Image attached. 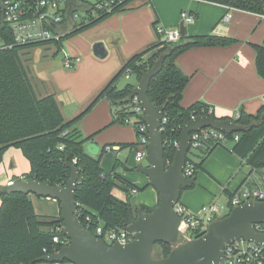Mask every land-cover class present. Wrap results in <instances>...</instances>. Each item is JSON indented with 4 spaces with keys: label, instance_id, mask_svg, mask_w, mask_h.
Segmentation results:
<instances>
[{
    "label": "trees",
    "instance_id": "16d2710c",
    "mask_svg": "<svg viewBox=\"0 0 264 264\" xmlns=\"http://www.w3.org/2000/svg\"><path fill=\"white\" fill-rule=\"evenodd\" d=\"M131 1L125 0L114 11L93 18L87 24L74 25L68 30L64 26L66 24V20H64L61 25L65 28L64 35L58 41L47 43L56 47L55 54H57L62 48L63 41L92 28L107 16L124 10ZM200 1L264 16V0ZM157 25V23L153 24L154 31ZM8 42L12 43V39ZM234 42L230 38L212 35L193 37L180 35L179 41L170 43L161 42L156 35L154 43L131 56L117 74L96 94L88 106L68 121L63 118L55 96L50 94L39 97L31 84L27 69L21 59V52L34 45L22 47L13 45L11 48L0 50V162L9 147L18 148L29 162V172L23 176V179L32 178L45 181L52 187L60 188L66 186L70 175L66 164L73 165L80 175L75 191V201L85 209V214L89 215L91 222L96 226H102L104 233L111 229H126L129 211L134 214L137 209L151 212L158 203L151 208L139 206L133 211L128 196L125 201L113 196L112 190L117 182L124 183L129 188L128 192L132 189L136 191L140 189L123 180L116 173L117 166H119L117 159L110 171H103L100 162L107 150L106 147L100 149L96 156L88 154L86 144L93 141L97 134L83 137L74 126L98 101L106 99L113 108L112 124L128 125L130 123H125V119L132 120L131 124L135 128V134H138L136 130L138 123L135 121L137 117L130 110V91L138 83L141 75L151 69L162 55H165L162 69L149 82L147 97L153 106L163 109V116L166 119V122L161 125L160 131L163 140V158L166 165L170 164L176 151L174 142L180 140L181 128L190 121L191 114L215 117L213 112L208 113L207 109L210 106L203 102H196L188 108L180 106L182 92L187 85L188 77L176 66V57L189 47L228 46ZM253 49L256 53L257 74L264 80V39L261 45H254ZM127 70L129 78H133L135 82H128L124 87L118 88L117 80L126 75ZM219 119H230L235 124L246 127V130L241 133L226 134L224 144L216 143L212 139L205 141L197 148L200 152L198 162L189 160L186 154V161L193 165L191 178L195 180L196 173L201 169L205 157L217 146L225 148L238 157L252 171L263 170L264 105L255 115L246 114L241 110L236 117ZM65 130L67 134L62 135ZM234 135H238L236 141L233 139ZM134 145L123 146L127 148ZM148 186L149 184L144 188ZM224 194L230 211L234 193L224 191ZM127 195L130 194L127 193ZM178 204H180V200ZM229 211L218 219L226 217ZM181 217L183 218V215ZM80 222L84 224L82 220ZM59 225H62L60 215L56 217L36 215L28 195L0 193V264L42 263L39 260L41 257L56 253L64 247L61 243L67 239L61 234ZM200 235L202 233L198 234V237ZM54 237L59 240L57 243L52 241ZM173 247L172 244L155 243L152 249V258L166 257Z\"/></svg>",
    "mask_w": 264,
    "mask_h": 264
},
{
    "label": "crops",
    "instance_id": "0c3cea01",
    "mask_svg": "<svg viewBox=\"0 0 264 264\" xmlns=\"http://www.w3.org/2000/svg\"><path fill=\"white\" fill-rule=\"evenodd\" d=\"M183 11L195 15L193 24L183 25L187 37L212 35L230 38L235 42L228 46L189 47L178 54L175 64L188 77L180 106L188 108L196 102H203L213 108L214 116L218 118L236 117L241 110L255 115L264 105V80L256 71L253 46L263 42L264 16L198 0H132L124 10L107 16L81 35L66 41L65 53L75 59L72 69H65L63 57L61 63L53 61L31 68L25 64L36 94L39 97L53 94L63 118L67 121L73 119L131 56L156 41L154 23L166 28H179ZM227 14L230 18L224 21ZM97 42L105 47V58L93 55L92 46ZM28 55L29 52H23V56ZM112 121L113 108L108 100L101 99L74 128L83 137L97 134L91 142L98 146L99 151L106 147V152L117 153L112 156L105 152V158H101L100 162L103 171H110L117 159L124 170L123 173L116 170V173L123 180L137 187V184L146 186L149 184L148 179L131 171L143 161L137 162L135 158L136 152L142 148L124 147L134 144L129 126L112 124ZM124 149H128V154L126 151L121 152ZM28 172L29 162L21 150L9 147L0 162V192L9 181L15 183ZM256 172L225 148L217 146L205 157L201 169L196 173L194 186L181 191L180 205L190 213H197L216 197L226 200V204L224 191L236 196L245 189L264 185L263 182L254 181ZM115 188L131 195L129 188L122 182H117ZM115 188L112 195L125 201L127 196L120 198ZM28 196L36 215H60L56 200L32 194ZM134 203L138 207L151 208L158 203V195L149 186L136 197Z\"/></svg>",
    "mask_w": 264,
    "mask_h": 264
},
{
    "label": "water",
    "instance_id": "95a60500",
    "mask_svg": "<svg viewBox=\"0 0 264 264\" xmlns=\"http://www.w3.org/2000/svg\"><path fill=\"white\" fill-rule=\"evenodd\" d=\"M68 10L77 7L75 0H67ZM180 35L184 27L180 24ZM93 55L105 58V47L97 42L92 46ZM165 55H162L151 69L145 71L138 83L130 91L129 98L137 97L143 111L142 121L147 127L146 166L139 165L136 172L148 179L149 186L158 195V204L151 212L137 209L136 214L128 212L126 231L134 235L127 244L115 242L107 245L95 237L74 215L76 209L75 191L79 182V172L71 164L69 178L64 188L52 187L45 181L32 178L21 179L0 193H22L39 198H51L59 203L62 225L61 234L69 241L59 251L41 257L42 263L56 264H223L224 246L232 241L243 239L264 247V234L256 233L251 224L264 223V201L250 200L233 207L226 217L215 220L197 238L172 248L169 254L160 259L152 258L153 245L158 242L176 244L180 218L175 206L183 189L193 186L194 180L186 178L183 170L186 154L190 147V133L212 128L226 134L241 133L246 127L235 124L230 119L211 116H197L181 128V136L172 162L165 164L160 123L163 109L151 104L147 97L148 85L162 69ZM92 156L99 148L94 143L86 145Z\"/></svg>",
    "mask_w": 264,
    "mask_h": 264
},
{
    "label": "built area",
    "instance_id": "2783aa9c",
    "mask_svg": "<svg viewBox=\"0 0 264 264\" xmlns=\"http://www.w3.org/2000/svg\"><path fill=\"white\" fill-rule=\"evenodd\" d=\"M125 0H75L77 7L68 10L67 0H0V50L11 48L13 45L33 46L44 44L51 41H58L64 35L65 28L62 23L66 20V29L72 26L84 23L87 24L93 18L100 15L108 14L124 3ZM200 1V0H198ZM230 15L224 17V21H228ZM182 25H189L195 22V15L183 11L180 14ZM155 33L161 42L176 43L180 38V29L178 27L166 28L157 25ZM12 43L9 44V40ZM63 66L66 69L73 68L75 59L73 60L64 51ZM127 79H129V71H126ZM130 110L135 114L137 121L138 144L142 148L136 152V161L140 162L145 159L147 154V127L142 121L143 111L140 107L137 97H133L130 102ZM208 113L213 112V108L207 109ZM214 113V112H213ZM195 115L191 114L190 120ZM125 123H132L131 120L125 119ZM166 122L164 116L160 123ZM65 130L62 135H66ZM190 149L199 148L205 141L212 139L216 143L224 144L226 142V133L216 131L212 128H205L198 132L190 133ZM234 141L238 139V135H234ZM178 142H174L177 148ZM59 149L61 147L59 146ZM188 150V151H189ZM75 162V160H73ZM169 165V164H167ZM193 173V165L186 161L183 174L186 178H191ZM23 180V179H22ZM14 184L9 181L6 186L10 187ZM264 184V181H263ZM131 194L137 191L132 189ZM264 201V185L256 186L253 189H245L231 200V208L241 205L247 201ZM225 207L228 209L227 203ZM222 206L215 203L203 205L197 213L188 212L180 204H176L175 211L180 218L178 228V239L174 247L183 244L198 237V234L204 233L207 227L219 217L224 215L220 212ZM74 215L77 219L84 222L83 226L88 229L95 237L101 238L105 244L111 245L115 242L127 244L133 241L134 235L126 231V229H111L103 232L102 226H96L89 215L85 214V209L76 203ZM183 215V218L181 217ZM81 223V222H80ZM252 229L258 234H264V223L251 224ZM91 229V230H90ZM53 242L59 240L54 237ZM69 243L65 240L61 244L66 246ZM223 264H264V247L256 245L243 239L232 241L224 246Z\"/></svg>",
    "mask_w": 264,
    "mask_h": 264
},
{
    "label": "rangeland",
    "instance_id": "374dc122",
    "mask_svg": "<svg viewBox=\"0 0 264 264\" xmlns=\"http://www.w3.org/2000/svg\"><path fill=\"white\" fill-rule=\"evenodd\" d=\"M87 31V30H86ZM85 32V31H84ZM83 33V32H82ZM77 35H81V33L77 34ZM73 36H76V35H73ZM71 36V37H73ZM68 39H66L65 41L62 42V48L61 50L55 54V51H56V47L51 44V43H46V44H40V45H34L33 47L29 48V49H26V51H22L21 52V59L23 60V63L24 65L27 64L30 68L31 67H34L35 65H44L46 63H50V62H53V61H56V62H62V53L63 51L64 52H67V47H66V41ZM28 50V51H27ZM23 52L25 54V52H29L30 55L28 56H23ZM25 65V66H27ZM66 69V68H65ZM72 69V68H70ZM68 70V69H66ZM63 72H66L65 70H63ZM135 82L133 78H129L127 79V77L124 75L122 77H120L118 80H117V87L118 88H122L126 85V83L128 82ZM129 126V129L133 135V142H134V148H137L138 145V135L135 134V128L132 124H128ZM227 145H229V143H227ZM128 149H124V150H121L122 151H126L127 152ZM110 154L112 156L116 155L117 153L113 152V151H109V152H106V154ZM105 153L103 154L102 158L104 160L105 158ZM128 154V152H127ZM198 155H200V152L198 149H190L187 153V158L193 162H198ZM118 158V157H117ZM139 165H143V166H146L147 163L145 161V159L141 162V163H138ZM138 165V166H139ZM137 167V166H136ZM133 168V167H132ZM117 172L119 173H123V168L121 167V165L117 166ZM130 170V169H128ZM132 173L134 174H137L136 173V170H133L131 169ZM254 181H257L258 183L259 182H263L264 181V169L263 170H260L258 172L255 173L254 177H253ZM138 185V188L140 189L139 191H137V193L134 195V194H131V195H126L125 191L123 193V191H121L120 189L118 188H115V193L118 194L120 196V198H123V196H128V201L131 203V207H132V210L134 211V208L135 207H138L137 203H134V201L136 200V197H138V195H141L146 189L144 188V185L143 184H137ZM149 187V186H148ZM224 194V193H223ZM225 195V194H224ZM33 197V196H31ZM36 197V196H35ZM225 198V197H224ZM33 200H35V198H31ZM223 202V203H222ZM225 202L226 200H223L222 198L220 199L219 198H215L213 199V201L209 202V203H215V204H219L220 206H222V209L220 210L221 213L225 214L227 213V208L225 207ZM134 203V204H133ZM208 203V204H209ZM206 205V204H205ZM61 264H69L67 262H63Z\"/></svg>",
    "mask_w": 264,
    "mask_h": 264
}]
</instances>
